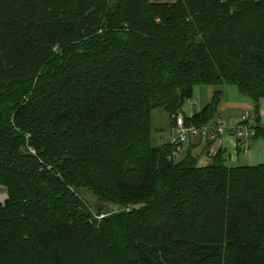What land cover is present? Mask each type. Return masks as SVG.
I'll use <instances>...</instances> for the list:
<instances>
[{
    "label": "trees",
    "instance_id": "1",
    "mask_svg": "<svg viewBox=\"0 0 264 264\" xmlns=\"http://www.w3.org/2000/svg\"><path fill=\"white\" fill-rule=\"evenodd\" d=\"M230 85L264 134V0H0V264H264V163L154 139V109L214 123Z\"/></svg>",
    "mask_w": 264,
    "mask_h": 264
},
{
    "label": "rangeland",
    "instance_id": "2",
    "mask_svg": "<svg viewBox=\"0 0 264 264\" xmlns=\"http://www.w3.org/2000/svg\"><path fill=\"white\" fill-rule=\"evenodd\" d=\"M213 87H207L202 89L200 92L199 89H196L195 96L186 101L184 105V111L191 115L195 111H199L203 106L209 102L213 96L214 92ZM225 95L221 101L219 112L223 116L224 125L227 128H233L237 126L245 112L249 111V121L251 124L257 122L256 117V107L254 102L244 94H242L239 88L235 85L225 86L223 88ZM212 91V95L211 92ZM195 100V103L193 101ZM259 112L261 117V123L264 125V98L260 100L259 103ZM177 114V113H175ZM182 114V113H181ZM174 113L170 115L167 110L162 108H157L153 110V128H154V139L157 143H165L170 141L174 135V127L172 126V119ZM219 117V116H218ZM217 117V118H218ZM158 129V130H156ZM193 140H197L198 145L194 151H191L192 155L197 158L198 165L205 166L209 163V151L211 152V147L206 149V142L200 141L199 136L193 137ZM253 140V139H252ZM251 140V141H252ZM213 143L214 149L222 148L226 151V164L229 167H237L242 164H249L250 155L253 156V164H262L264 163V134H261L257 137L256 143L247 142L244 145H240L239 136L237 133H229L228 131L223 134L221 137L210 140ZM189 142L184 143L183 151L180 156L177 157V160L183 159L187 152ZM205 147V148H204ZM240 148V149H239ZM203 149V151H201ZM7 199V192H4L0 188V203H4ZM81 199L84 203V206L88 209V213L94 218H100L101 215L97 212V208L100 206L97 198L89 192L83 191L81 194ZM110 211H118L124 209L122 205H104Z\"/></svg>",
    "mask_w": 264,
    "mask_h": 264
},
{
    "label": "built area",
    "instance_id": "3",
    "mask_svg": "<svg viewBox=\"0 0 264 264\" xmlns=\"http://www.w3.org/2000/svg\"><path fill=\"white\" fill-rule=\"evenodd\" d=\"M195 103V100L193 101ZM249 111L245 112L241 122L234 126L233 128H227L224 125L223 117L220 115L214 123H209L207 125L197 127V126H188L186 125L185 118L183 115L174 116V135L171 139L172 144L174 145L173 155L175 157L180 156L184 148V143H187L193 139L195 136H199L203 142L208 140L216 139L217 137L223 136L225 132L231 134L237 133L240 140V145H244L247 142H250L256 136V130L258 128V123L254 122L253 124L249 121Z\"/></svg>",
    "mask_w": 264,
    "mask_h": 264
},
{
    "label": "crops",
    "instance_id": "4",
    "mask_svg": "<svg viewBox=\"0 0 264 264\" xmlns=\"http://www.w3.org/2000/svg\"><path fill=\"white\" fill-rule=\"evenodd\" d=\"M153 2H157V3H174V2H177V1H180V0H152ZM211 93V95H212V91L210 92ZM221 104V103H220ZM222 116V115H221ZM223 117V116H222ZM260 121H261V119H260ZM260 124L261 125H263L261 122H260ZM264 126V125H263ZM256 139L257 138H254L252 141H250V142H255L256 143ZM198 142H197V140H192V141H190V143H189V145H188V148H187V150L189 149V150H191V151H194L195 150V148H197V146L198 145H200V144H198ZM214 145H213V143L211 142V145H210V147H211V155H213V154H215L217 151H218V149H214V147H213ZM199 147V146H198ZM206 147V146H205ZM204 147V148H205ZM209 147V148H210ZM221 149V148H220ZM240 149V148H239ZM201 151H203V149L201 150ZM250 160V162H249V165H254L253 163V156L252 155H250V158H249Z\"/></svg>",
    "mask_w": 264,
    "mask_h": 264
}]
</instances>
